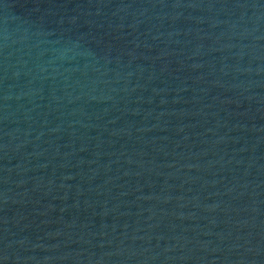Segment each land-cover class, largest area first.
<instances>
[{"label": "water", "instance_id": "95a60500", "mask_svg": "<svg viewBox=\"0 0 264 264\" xmlns=\"http://www.w3.org/2000/svg\"><path fill=\"white\" fill-rule=\"evenodd\" d=\"M0 264H264V0H0Z\"/></svg>", "mask_w": 264, "mask_h": 264}]
</instances>
